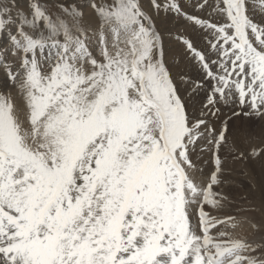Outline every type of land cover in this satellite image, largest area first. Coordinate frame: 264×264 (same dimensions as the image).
Segmentation results:
<instances>
[{
    "label": "snow or ice",
    "instance_id": "snow-or-ice-1",
    "mask_svg": "<svg viewBox=\"0 0 264 264\" xmlns=\"http://www.w3.org/2000/svg\"><path fill=\"white\" fill-rule=\"evenodd\" d=\"M243 117L264 0H0V264H264Z\"/></svg>",
    "mask_w": 264,
    "mask_h": 264
},
{
    "label": "rangeland",
    "instance_id": "rangeland-1",
    "mask_svg": "<svg viewBox=\"0 0 264 264\" xmlns=\"http://www.w3.org/2000/svg\"><path fill=\"white\" fill-rule=\"evenodd\" d=\"M142 2L147 8L149 0H142ZM167 25L173 31L181 28V24L177 23L171 16L167 19ZM232 127L234 130L242 129L245 131L254 144L259 145L264 142V120L254 117L238 118L232 122ZM228 167L232 169L233 178L236 181L229 185V195L237 201H241L242 197L247 198L240 206L252 209L248 215L260 229L259 232L253 233L248 225H244L237 234L246 236L249 240L260 241L261 237H264V162L240 163L229 161ZM251 169H255V172L250 171ZM255 177L259 179V182ZM257 187L260 190L256 189Z\"/></svg>",
    "mask_w": 264,
    "mask_h": 264
},
{
    "label": "bare ground",
    "instance_id": "bare-ground-1",
    "mask_svg": "<svg viewBox=\"0 0 264 264\" xmlns=\"http://www.w3.org/2000/svg\"><path fill=\"white\" fill-rule=\"evenodd\" d=\"M170 25H171V24H170ZM250 171L255 172V169H251ZM257 176H258V175H257ZM259 178H260V177H259ZM255 179H258V178L255 177ZM256 181H257V180H256ZM262 181H263V180H262ZM258 182H259V179H258ZM258 182H257V183H258ZM254 187H255V186H254ZM256 189L260 190L258 187H257ZM254 200H255V199H254Z\"/></svg>",
    "mask_w": 264,
    "mask_h": 264
}]
</instances>
